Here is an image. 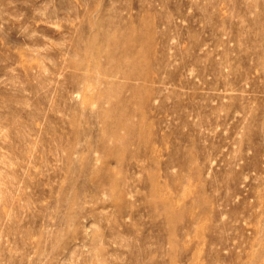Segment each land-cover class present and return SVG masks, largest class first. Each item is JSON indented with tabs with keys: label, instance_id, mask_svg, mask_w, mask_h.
<instances>
[{
	"label": "rangeland",
	"instance_id": "374dc122",
	"mask_svg": "<svg viewBox=\"0 0 264 264\" xmlns=\"http://www.w3.org/2000/svg\"><path fill=\"white\" fill-rule=\"evenodd\" d=\"M97 263L264 264V0H0V264Z\"/></svg>",
	"mask_w": 264,
	"mask_h": 264
},
{
	"label": "bare ground",
	"instance_id": "6f19581e",
	"mask_svg": "<svg viewBox=\"0 0 264 264\" xmlns=\"http://www.w3.org/2000/svg\"><path fill=\"white\" fill-rule=\"evenodd\" d=\"M118 23V22H117ZM122 25V24H121ZM85 28V27H84ZM95 28V27H94ZM124 28V27H123ZM92 29V28H91ZM125 29V28H124ZM113 30V29H112ZM115 30H117V28L115 29ZM114 30V31H115ZM118 30H120V28L118 29ZM117 30V31H118ZM122 30V29H121ZM121 30H120V34L122 35V33H121ZM126 31H127V29H126ZM111 32V31H110ZM122 32H123V30H122ZM124 32H125V30H124ZM103 33V32H102ZM104 33H105V31H104ZM106 33H109V31L108 32H106ZM105 33V34H106ZM113 32H111V35H110V39H112V41H114V37H116L117 35H119L120 37H121V35L120 34H117V35H115L116 34V32L114 33V35L112 34ZM95 34V33H94ZM110 34V33H109ZM108 35V34H107ZM106 36V35H105ZM118 36V37H119ZM103 37V36H102ZM109 37V36H108ZM117 38V37H116ZM120 39V38H119ZM119 39L117 40V41H119ZM102 40H104L103 38H102ZM101 41V40H100ZM106 41V40H105ZM107 41H108V39H107ZM121 41V40H120ZM119 41V42H120ZM123 41V40H122ZM131 41V40H130ZM133 41V40H132ZM131 41V42H132ZM109 42V41H108ZM107 42V43H108ZM115 42V41H114ZM124 42V41H123ZM103 43H104V41H103ZM111 43V42H110ZM113 44V45H112ZM112 44H110V46H111V49L109 50L108 49V47H107V49L109 50H107V53H105V54H107V59H108V61H109V63L108 64H111L109 67H106V68H104V69H102V71L104 72L103 74H106L105 75V77H103L102 78V80H98V81H96V82H99L100 81V83H103V88L100 90V92L98 93V97H100L101 96V98L103 97L104 99H105V101L107 102V103H109V108H101L100 107V110H99V115H101L102 116V118L105 116L106 117V115L109 117V114L110 115H115V116H117V120L114 122V121H110L111 123H108V127L107 128H109V131H110V133H112V135L115 137L114 139L115 140H119L120 139V137L116 134V133H118L117 132V129H119V128H125L127 125L125 124V123H123L122 122V120H121V117L123 116V114H124V112H123V110H121L120 111V108L122 107V103H124V99H122V98H118L116 95V92L118 91V89L120 88V87H122V86H120L119 84H117V83H115V82H113V80L111 79V78H113L114 76H117V75H120V77H124V78H127V79H140V78H144L141 74H138L136 71H135V69H134V65H132L131 66V64H130V62L129 61H127V60H125V58H129V57H132V56H134L133 54H134V52H133V50L131 49V47L130 48H123V50H121V52H118V47H119V45H121V44H117L116 42L115 43H112ZM125 44V43H124ZM128 45L129 46H131L132 44L129 42L128 43ZM134 45V44H133ZM106 46V45H105ZM107 46H109V45H107ZM124 46V45H123ZM137 46V45H136ZM87 48H89V49H91L92 48V43H89L88 44V46H86ZM128 47V46H127ZM96 49V48H95ZM104 49L106 50V47L104 48V46H103V49L101 48V50H103L104 51ZM100 49H96V51H97V53L98 52H100L101 51ZM120 50V49H119ZM79 51H82V50H80L79 48H77V46H75V48H72V50L70 51V53L72 54V55H74L75 57H76V55H78V53H79ZM137 51H139V50H137ZM238 51V50H237ZM105 52V51H104ZM103 52V53H104ZM96 53V54H97ZM244 53V52H243ZM104 54V55H105ZM123 58H124V60H123ZM156 62V61H155ZM70 66L74 69V70H79V69H81V68H83V66H84V63L82 62V60H80V59H78V60H74V61H71L70 62ZM104 66H106V64L104 65ZM103 66V67H104ZM236 66V65H235ZM93 68H94V66H93ZM142 73V72H141ZM72 76V75H71ZM118 77V76H117ZM77 78V77H76ZM97 80V79H96ZM102 81V82H101ZM72 83H75V85H76V79L75 80H73L72 81ZM79 83V82H78ZM76 87V86H75ZM124 87V86H123ZM122 87V88H123ZM132 89L134 88V86L132 85V86H130ZM113 97V98H112ZM102 102V101H101ZM106 102H104V103H106ZM101 104V103H100ZM102 105V104H101ZM133 110V109H132ZM125 111V110H124ZM131 111V110H130ZM104 115V116H103ZM115 119V118H114ZM104 120H105V118H104ZM105 122V121H104ZM106 126V125H105ZM122 128V129H123ZM125 130V129H124ZM107 131V130H106ZM109 131H108V133H109ZM127 131H129V130H127ZM122 141V140H121ZM103 146H105V144L103 143ZM107 149V148H106ZM94 247V246H93ZM96 248V247H95ZM101 260V259H100ZM100 263H101V261H100ZM98 264V263H97Z\"/></svg>",
	"mask_w": 264,
	"mask_h": 264
}]
</instances>
